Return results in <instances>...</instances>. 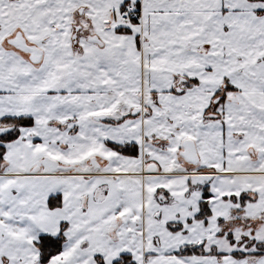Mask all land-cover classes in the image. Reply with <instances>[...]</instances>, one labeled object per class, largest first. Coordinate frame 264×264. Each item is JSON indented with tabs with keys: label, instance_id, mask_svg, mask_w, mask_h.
I'll return each mask as SVG.
<instances>
[{
	"label": "snow or ice",
	"instance_id": "6c2138e0",
	"mask_svg": "<svg viewBox=\"0 0 264 264\" xmlns=\"http://www.w3.org/2000/svg\"><path fill=\"white\" fill-rule=\"evenodd\" d=\"M0 264H264V0H0Z\"/></svg>",
	"mask_w": 264,
	"mask_h": 264
}]
</instances>
